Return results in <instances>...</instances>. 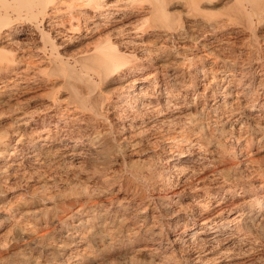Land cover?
I'll return each mask as SVG.
<instances>
[{"label": "bare ground", "instance_id": "bare-ground-1", "mask_svg": "<svg viewBox=\"0 0 264 264\" xmlns=\"http://www.w3.org/2000/svg\"><path fill=\"white\" fill-rule=\"evenodd\" d=\"M0 264H264V0H0Z\"/></svg>", "mask_w": 264, "mask_h": 264}, {"label": "rangeland", "instance_id": "rangeland-1", "mask_svg": "<svg viewBox=\"0 0 264 264\" xmlns=\"http://www.w3.org/2000/svg\"><path fill=\"white\" fill-rule=\"evenodd\" d=\"M238 41H240V40H237V42H238ZM235 44H237V43H235ZM235 44H234V45H235ZM240 44H241V42H240ZM240 44H239V42H238L237 45H240ZM149 160H150V159H149ZM160 160H161V159H160ZM164 160H165V161H164ZM152 161H153V160H152ZM150 162H151V161H150ZM161 162H163V163H161ZM161 162H160L161 168L164 166V167L162 168L163 170L166 169V168L168 169V168L170 167L169 164H170L171 162L169 161V162H170V163H169V162H168V159H163V160H161ZM162 164H163V166H162ZM164 164H165V165H164ZM167 165H168V166H167ZM167 169H166V170H167ZM175 181H176V180H174V182H175ZM179 188H180V186L174 187L173 190L169 191V193H168V192L163 193V196H166V194H167V195H168V194H171V195H172V193L176 192ZM149 194H150V192H148V195H149Z\"/></svg>", "mask_w": 264, "mask_h": 264}]
</instances>
